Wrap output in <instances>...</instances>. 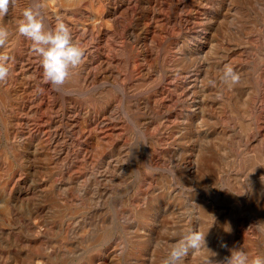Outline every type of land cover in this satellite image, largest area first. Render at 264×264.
I'll return each mask as SVG.
<instances>
[{
  "label": "rangeland",
  "instance_id": "rangeland-1",
  "mask_svg": "<svg viewBox=\"0 0 264 264\" xmlns=\"http://www.w3.org/2000/svg\"><path fill=\"white\" fill-rule=\"evenodd\" d=\"M106 1L118 22L96 88L46 85L24 37L0 48V264H163L189 228L211 252L183 264L264 254V0Z\"/></svg>",
  "mask_w": 264,
  "mask_h": 264
},
{
  "label": "clouds",
  "instance_id": "clouds-1",
  "mask_svg": "<svg viewBox=\"0 0 264 264\" xmlns=\"http://www.w3.org/2000/svg\"><path fill=\"white\" fill-rule=\"evenodd\" d=\"M15 5L16 0H0V20L8 16ZM43 8L42 0H33L32 5L23 10L22 18L16 22L15 32L31 41V52L38 59L43 81L59 89L69 78L71 70L83 63L84 50L74 40L71 28L62 18L58 17L53 26L46 25ZM11 35L9 28L0 23V48L6 45ZM10 60L9 55L0 54V85L6 84L9 79ZM221 80L229 87H234L239 83L240 76L231 66L226 65L222 70ZM206 235L207 233L191 228L179 233L178 238L170 245L163 264H183L190 251L208 249ZM221 247L226 248L227 245L222 242ZM230 253L224 264H264V254L249 258L240 248H232ZM214 255L216 254L213 253ZM205 264H214V261L210 257Z\"/></svg>",
  "mask_w": 264,
  "mask_h": 264
},
{
  "label": "bare ground",
  "instance_id": "bare-ground-1",
  "mask_svg": "<svg viewBox=\"0 0 264 264\" xmlns=\"http://www.w3.org/2000/svg\"><path fill=\"white\" fill-rule=\"evenodd\" d=\"M104 1L106 2L105 3V7H103V5H101V6L99 5L100 4L99 0H42V3L44 5V9L48 13V15L46 16V20L50 21V23L53 22L55 24L56 19L58 17L59 18H63L66 15H68V17H67L68 20H67L66 24H68L69 27L71 28L74 40L84 50L83 63L78 68H76L74 70H71L70 75H71L72 79L70 78V80H67L65 82V84L61 87V90L62 89H66V90H64V92H66V91L74 92V90H76L77 87H80L81 84L86 85V87L91 86L90 88H96V84L100 80V74H99L100 68L102 66L107 67V68H111L112 67L111 57L109 56L111 54V37L114 36V34H113L114 33L113 32L114 29L113 28L117 24V22H118L117 19L118 18L114 15L113 10H112V8L110 6L111 4L109 5V3H107L106 0H104ZM126 2H128V0H121L118 4H115V5H120V4L126 3ZM19 14H20V12H19ZM46 23H48V22H46ZM168 23H169V21H168ZM11 32L13 33V36H14L15 39H20L21 43H23V41L21 39L22 36L18 35L15 32V28H12ZM141 48H142V46H141ZM28 54H29V57H30L32 52L31 53L29 52ZM105 76H107V75H105ZM108 80H109V78H108ZM111 82H113V80H111ZM46 85H49V84H46ZM85 88L81 89L80 93L87 92V91H85V90H87ZM120 89H122V88L120 87ZM111 90L112 89H109L108 95H106V99L107 100H111L113 98ZM62 94L64 95V93H62ZM61 97L64 98L63 96H61ZM61 97H60V99H61ZM58 99H59V97H58ZM8 100H9V97L7 96V91L4 90L2 92L0 90V104H2L3 102H7ZM52 101H54V100H52ZM97 105L98 104L96 103V106ZM6 106H7V104H6ZM98 107H99V105H98ZM98 135H101V134L98 132ZM102 138H103V136L100 137L99 139H102ZM89 148H90V146H89ZM261 154H263V153H261ZM257 163H258V160H257ZM8 170H9V168L6 166L5 167V172L7 173ZM15 198L16 197L14 195V198L12 200V201H14V203H16ZM2 201L3 200L0 199V206L2 205ZM74 216H77V215H74ZM8 252H10V250Z\"/></svg>",
  "mask_w": 264,
  "mask_h": 264
}]
</instances>
